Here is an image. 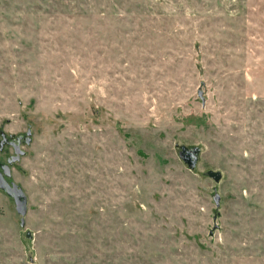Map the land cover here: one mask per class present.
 I'll return each instance as SVG.
<instances>
[{"label": "rangeland", "instance_id": "1", "mask_svg": "<svg viewBox=\"0 0 264 264\" xmlns=\"http://www.w3.org/2000/svg\"><path fill=\"white\" fill-rule=\"evenodd\" d=\"M28 131L0 264H264V0H0V143Z\"/></svg>", "mask_w": 264, "mask_h": 264}, {"label": "water", "instance_id": "2", "mask_svg": "<svg viewBox=\"0 0 264 264\" xmlns=\"http://www.w3.org/2000/svg\"><path fill=\"white\" fill-rule=\"evenodd\" d=\"M199 97L202 99L201 92H199ZM31 132L28 131L26 136H19L16 138L17 142L12 144L14 155L8 159V164L11 165L19 161L20 157L24 155V152L21 150V138L24 140V143L28 145L31 142L30 139ZM199 148L192 147L187 148L185 146H180L178 157L179 159L192 171L195 169L197 164V159L199 155ZM209 175L214 178L215 182H218L220 179L219 173L209 172ZM10 177V169L7 165L1 167L0 172V190L3 191L6 195L12 198L16 213L21 216V226L24 225V216L27 210V198L23 190L17 186L15 183H9L7 178ZM215 206H219V196L215 195L213 197Z\"/></svg>", "mask_w": 264, "mask_h": 264}, {"label": "flooded vegetation", "instance_id": "3", "mask_svg": "<svg viewBox=\"0 0 264 264\" xmlns=\"http://www.w3.org/2000/svg\"><path fill=\"white\" fill-rule=\"evenodd\" d=\"M16 142H17L16 139L13 140V141H6V140H3V141L0 143V148H1L4 144H7L8 146H10V147L13 149L12 144H13V143H16ZM20 142H21V144H22V142H24V140L21 138ZM13 151H14V150H13ZM0 167H2V166H0Z\"/></svg>", "mask_w": 264, "mask_h": 264}]
</instances>
